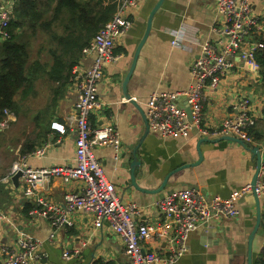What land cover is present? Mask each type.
I'll return each instance as SVG.
<instances>
[{
  "label": "crops",
  "instance_id": "crops-1",
  "mask_svg": "<svg viewBox=\"0 0 264 264\" xmlns=\"http://www.w3.org/2000/svg\"><path fill=\"white\" fill-rule=\"evenodd\" d=\"M158 1L141 0L130 16L131 26L118 36L114 48L117 59L104 67L98 86L100 105L90 115L93 129L112 125L120 134V150L104 143L96 145L95 153L122 199L138 205L139 213L133 216L137 223L162 221L164 214L156 202L167 196L170 190L194 186L209 197L228 198L235 190L251 183L256 170L252 153L233 140L200 143L204 137L196 131L187 136H162L150 129L144 136L150 95L186 90L194 82L191 70L201 53V44L209 41L219 51H224L230 40L218 32L224 25V18L215 9L216 0H164L153 16L151 31L128 82L131 98H127L123 81ZM251 2L254 13L260 18L259 27L248 39L255 47L264 40V0ZM180 29L184 30L186 40L183 46H175L171 43L172 31ZM94 56L83 54L75 67L89 66ZM230 58L234 65L222 76L218 86L204 88L203 121L210 127H219L237 114L235 105L247 97L258 118L253 129L259 133L260 139H254V142L261 148L264 170V67L259 63L257 70L253 71L240 52ZM75 81L68 85L54 108L50 121L52 131L48 132L49 140L46 141L49 146L44 155H33L36 148L25 154L20 150L26 138L35 133L32 119L45 105L32 114L30 122L17 134L14 142L10 141L14 136H5L3 144L14 152V157L17 155V159L0 168V259L3 248L15 247L23 235L29 234L38 242L36 264H93L96 259L114 261L115 264L128 261L125 243L108 224L95 227L92 215L85 210L72 213L73 225L59 229L38 214L27 216L23 213L24 203L28 201L36 208L39 196L60 204L67 191L81 190L82 181L40 178L37 187L32 189L27 187L24 177H21L19 187L8 178L15 163H26L34 169L75 163V119L79 113ZM179 101L186 106L184 97ZM11 113L9 125L18 124V114ZM31 125L33 128L28 130ZM2 130L1 136L5 132ZM136 146L141 161L136 180L141 188H156L172 172L162 193H148L131 185V163ZM199 149L203 155L199 164L177 170L184 164L197 163ZM236 204L240 212L238 216L203 223L188 235L178 264H247L248 235L256 222L257 202L254 194H247ZM260 205L263 213L264 196ZM169 232L173 235L174 229L170 228ZM143 247L145 251H159L168 256L175 245L153 239ZM261 259H264L263 220L253 241V264H264Z\"/></svg>",
  "mask_w": 264,
  "mask_h": 264
},
{
  "label": "built area",
  "instance_id": "built-area-1",
  "mask_svg": "<svg viewBox=\"0 0 264 264\" xmlns=\"http://www.w3.org/2000/svg\"><path fill=\"white\" fill-rule=\"evenodd\" d=\"M19 0H0V44L11 38L9 27L14 17V6ZM141 0H118L117 9L94 35L83 54H94L89 66H76L77 107L79 113L75 119V163L52 167L31 168L26 163H15L8 178L18 170L24 172L28 188L35 189L40 178L50 180L59 177L64 182L80 180V191H67L60 204L49 202L42 196L37 198L38 205L30 214H38L50 221L55 229L73 225L71 214L85 210L93 217L95 227L108 224L116 235L125 243L128 261L126 264H178L185 251L188 235L201 224L215 220L231 219L239 215L236 202L247 194L264 196V170L259 174L257 183H251L235 190L228 198L209 197L197 187H186L169 193L156 202L157 208L164 214L159 222L137 223L133 216L139 213L138 205L126 202L118 194L116 185L108 177L95 148L97 144L110 143L120 150V134L112 125L93 129L90 115L100 105L98 86L103 77V70L117 56L114 53L118 36L132 24L131 15ZM216 11L224 18V25L218 30L229 37V45L219 51L212 42L201 44V53L194 60L192 75L194 82L182 91L153 92L147 100V120L149 128L162 136H187L196 131L203 137L220 138L234 136L247 143H253L251 130L258 118L250 100L245 97L237 102V114L226 119L217 128L210 127L203 121L204 88L217 87L222 76L234 63L230 56L238 52L245 57L249 68L256 71L259 62L256 49L263 47L262 41L254 47L248 41L260 25V18L254 13L251 0H216ZM171 43L183 46L186 35L183 29L172 31ZM184 97L186 106L191 109L189 117L185 105L180 103ZM11 111L5 109V118L0 121V130L5 129L11 120ZM48 142L43 143L32 153L42 156L46 153ZM12 182V181H11ZM174 229L171 235L169 229ZM170 242L175 245L172 252L162 255L159 251H145L144 245L151 240ZM38 242L32 235L25 234L15 247L3 248L0 264H36ZM68 254V252H67Z\"/></svg>",
  "mask_w": 264,
  "mask_h": 264
},
{
  "label": "trees",
  "instance_id": "trees-1",
  "mask_svg": "<svg viewBox=\"0 0 264 264\" xmlns=\"http://www.w3.org/2000/svg\"><path fill=\"white\" fill-rule=\"evenodd\" d=\"M118 0H19L14 6V17L9 31L11 38L0 44V121L5 117V109L16 112L17 95L33 90L35 82L43 78L51 91V100L35 116V133L28 136L20 152L30 153L48 139L52 131L51 118L58 100L65 94L68 85L75 81L73 68L80 62L83 48L98 30L109 21L117 9ZM50 32L48 52L50 61L36 60L29 64L27 40L24 30L29 27L35 33L39 20ZM56 25L60 30H55ZM19 29L20 31H17ZM264 45V40H262ZM257 61L264 67V46L256 49ZM254 139L259 133L251 130ZM34 205L24 203L23 213L31 216ZM264 225V211L262 213ZM262 260V259H261ZM264 263V259L262 260ZM93 264H115L114 261L96 259Z\"/></svg>",
  "mask_w": 264,
  "mask_h": 264
},
{
  "label": "rangeland",
  "instance_id": "rangeland-1",
  "mask_svg": "<svg viewBox=\"0 0 264 264\" xmlns=\"http://www.w3.org/2000/svg\"><path fill=\"white\" fill-rule=\"evenodd\" d=\"M44 1V0H42ZM47 19L44 18L39 20V25L37 26V31L34 33L33 30L29 27H26L24 30V40H27V46L29 50V64H33L36 60H39L41 63L50 61V54L48 52L50 46V32L48 29L43 28L41 23ZM55 30H60L56 25H52ZM18 107L16 109V114H18L19 122L18 124H11L7 126L2 131L4 135H0V168H3L10 160H16L17 155L13 156L14 152H11L6 144H3L5 141V136H14V139L10 140L14 142L16 140L17 134L30 122L32 114L38 109L42 108L50 100V88L48 83L43 78H39L33 90H28L26 94L19 93L17 96ZM17 119V120H18ZM34 122V119H32ZM36 124V122H35ZM33 125L28 127V130H31ZM4 136V137H3ZM8 140V139H7ZM8 142V141H7Z\"/></svg>",
  "mask_w": 264,
  "mask_h": 264
},
{
  "label": "water",
  "instance_id": "water-1",
  "mask_svg": "<svg viewBox=\"0 0 264 264\" xmlns=\"http://www.w3.org/2000/svg\"><path fill=\"white\" fill-rule=\"evenodd\" d=\"M163 2H164V0H159L157 2V4L155 5L154 9L152 10V12H151V14L149 16V19H148L146 32H145L143 38L141 39V41L138 44V47H137V49L135 51V54H134V59H133L132 65L130 67V70L127 73V75H126V77H125V79L123 81V91H124V95L127 98H131V95H130L129 90H128V82H129V80H130V78H131V76L133 74L134 69H135V66H136L137 59H138L139 53L141 51V48H142L144 42L146 41V38L148 37V35H149L150 31H151L152 22H153L152 21L153 20V16H154L155 12L161 7ZM185 109L187 110V113H188V115L190 117L191 116L190 107L187 105V106H185ZM146 122H147V124H146V131H145L144 136L147 135L148 132L150 131L148 121H146ZM221 140H233V141H236L239 144H242L247 150H249L252 153V155H253V157L255 159V166H256V170H255L254 176H253L252 181H251V184L254 186L257 183V180L259 178V174H260V171H261V167H262V154H261L260 146L257 145V144H253V143H247L243 139L237 138V137H234V136H224V137H220V138L204 137L203 139L200 140V143H202L204 141L218 142V141H221ZM138 145H140V144H138ZM137 149L138 148L136 146L135 149L133 150V161L131 163V185L136 187V188H138V189H141V190H143L145 192H148V193H153V194L162 193L166 189V185H167V183L169 181V178H170L172 172L169 173L165 177V179L162 181V183L160 185H158L156 188H151L150 190L141 188L139 186L137 180H136L137 179L136 178V176H137L136 175V171H137L138 166L141 165V161L138 159ZM199 155H200V157H199V161L197 163L195 162V163H192V164L191 163L184 164L180 168H178L177 170L184 169V168L191 167V166L199 164L201 162L202 158H203L202 151L200 149H199ZM23 176H24V172L22 170H18L17 172H15L11 176V181H12V183H13V185L15 187H19V185L21 183V177H23ZM171 192H173V190H170V193ZM253 194H254V196L256 198V202H257V214H256L255 225H254L253 229L251 230V232L248 235L247 264H253V241H254L255 235L258 232L259 227H260V225L262 223V211H261V205H260V200H261L262 196L258 195V193L255 190H253Z\"/></svg>",
  "mask_w": 264,
  "mask_h": 264
}]
</instances>
